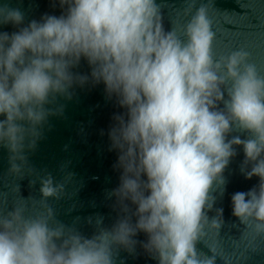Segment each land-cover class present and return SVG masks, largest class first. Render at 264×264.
<instances>
[{"label":"clouds","instance_id":"clouds-1","mask_svg":"<svg viewBox=\"0 0 264 264\" xmlns=\"http://www.w3.org/2000/svg\"><path fill=\"white\" fill-rule=\"evenodd\" d=\"M50 3L61 9L59 15L44 13L25 22L19 7L0 0V25L15 29L0 31L5 175L16 181L29 176V186L39 184L38 200L19 196L17 183L11 187L18 198L0 212V264H117L120 252L135 257L137 248L156 264H215L225 221L212 193L223 194V172L236 155L234 146L243 152L241 174L246 180L257 177L258 183L231 195V215L244 226L246 249L260 248L264 64L254 61L248 45L214 53L213 0L199 6L198 0H182L168 30L163 0ZM236 3L264 9V0ZM181 15L186 19L177 23ZM81 60L86 74L75 71ZM101 84L105 98L123 110L112 115L107 130L108 150L116 152L112 168L119 171L118 184L106 193L115 218L105 225L99 214L87 217L93 231L86 236L75 221L56 219L48 201L60 200L65 185L37 172L28 154L49 117L63 114L59 99ZM140 233L145 239H136ZM209 237L216 238L206 244L212 255L198 253L196 242Z\"/></svg>","mask_w":264,"mask_h":264},{"label":"water","instance_id":"water-1","mask_svg":"<svg viewBox=\"0 0 264 264\" xmlns=\"http://www.w3.org/2000/svg\"><path fill=\"white\" fill-rule=\"evenodd\" d=\"M8 2L25 13V22L39 19L44 13L59 15L61 12L58 6H52L50 0ZM199 2L207 0H198L197 6ZM163 5V26L168 30L171 26L170 19L175 15L174 10L183 7V3L182 0H163ZM213 7L209 6V15L213 20V31L216 32L214 53L221 54L228 49L248 45L254 61L264 64V43L261 42L264 37L255 35L264 32V24L261 23L264 9L250 8L247 4L241 9L236 0H213ZM185 19L182 15L176 17L177 23H183ZM14 30L11 25H0V31ZM236 33L242 35L235 36ZM88 70L83 60L75 69L85 74ZM58 103L63 104V114L49 117L43 137L37 142L35 150L28 154V161L37 172L50 173L55 181L65 185V192L60 200L48 201L56 211V219L65 224H73L75 221L78 230L88 236L92 234L93 227L86 222L87 217L99 214L103 216L105 225H111L115 218V213L110 208L112 201L106 199V193L118 184L119 171L112 168L116 152L108 150L107 130L112 123V115L123 110L115 105L114 100L105 98L102 84L91 88H76L70 100L59 99ZM101 130L103 135L100 134ZM230 135H239L243 139L246 134L233 132ZM234 147L236 155L231 158L223 172V194L212 193L216 196L214 208H223L225 221L216 243L217 251L222 257L216 256L215 264H224V260H228L229 264H264V241L260 242L257 250H247V241L241 236L244 226L231 215V195L234 192L247 191L258 183L257 177L246 180L241 174L243 152L240 146ZM61 166H64L63 169ZM7 167V153L0 148V212L10 209V204L18 198V193L11 191L16 183L19 185V196L39 199V184L29 186V180L32 179L29 176L16 181L15 178L5 175ZM208 215H214V210L208 212ZM136 239L143 240L145 236L140 233ZM215 241V237L198 240L195 245L197 252L212 255L206 244ZM137 253L132 257L120 252L117 264L121 260L123 264H156L155 260L143 254L139 248Z\"/></svg>","mask_w":264,"mask_h":264}]
</instances>
